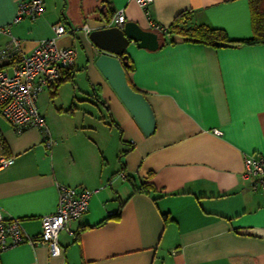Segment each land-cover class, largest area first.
<instances>
[{
    "label": "crops",
    "instance_id": "crops-1",
    "mask_svg": "<svg viewBox=\"0 0 264 264\" xmlns=\"http://www.w3.org/2000/svg\"><path fill=\"white\" fill-rule=\"evenodd\" d=\"M18 1L0 0V27L9 26L25 53L51 38L55 23L68 30L56 44L76 49L73 66L48 93L91 99L109 122L86 112L93 121L48 123L38 106L56 142L46 150L38 129L19 132L0 115L1 153L11 158L0 168L5 217L21 219L38 239L58 184L93 191L72 223L75 235L59 232L60 255L22 242L1 250L0 264H264V191L240 177L245 156L264 155V44L168 43L163 32L156 50L130 43L126 79L155 118L145 135L95 65L101 51L88 36L123 9L125 21L146 30L167 29L188 12L189 25L244 39L252 33L248 0H153L148 14L133 0H43L36 19L14 23ZM8 40L0 33V48ZM0 68L11 72L2 59ZM142 183L153 189L138 190Z\"/></svg>",
    "mask_w": 264,
    "mask_h": 264
},
{
    "label": "built area",
    "instance_id": "built-area-1",
    "mask_svg": "<svg viewBox=\"0 0 264 264\" xmlns=\"http://www.w3.org/2000/svg\"><path fill=\"white\" fill-rule=\"evenodd\" d=\"M146 14L153 0H133ZM44 10L43 0H19L13 22L23 18L36 19ZM125 22L123 9L116 10L108 26H122ZM53 36L41 39L30 53H25L21 40L12 36L9 26H1L0 33L7 34L9 40L0 48V59L7 63L11 72L0 68V115L17 131L35 128L41 133L42 144L50 150L56 143L47 128L45 118L38 108V96L56 85L64 71L70 69L76 58L74 47H61L56 40L68 32L62 23L52 25ZM156 32L167 35L166 29L154 25ZM89 32L90 28L84 25ZM168 36V35H167ZM216 135L220 134L214 129ZM11 158L1 153L0 168L6 166ZM244 170L240 177L250 180L251 190L264 191V155H247L243 159ZM123 176V175H122ZM58 199L53 212L42 215L41 233L34 239L25 233L22 220L16 217H5L0 209V251L22 242L31 244L44 243L52 256L62 253L58 244V234L65 231L69 236L75 235L71 226L88 210L92 190L82 186L57 185Z\"/></svg>",
    "mask_w": 264,
    "mask_h": 264
},
{
    "label": "water",
    "instance_id": "water-1",
    "mask_svg": "<svg viewBox=\"0 0 264 264\" xmlns=\"http://www.w3.org/2000/svg\"><path fill=\"white\" fill-rule=\"evenodd\" d=\"M89 39L101 51L95 65L133 116L145 135L155 128V118L149 103L142 93L133 90L126 79L124 67L128 64L125 50L130 43L138 48L156 50L161 45L158 32L143 29L138 23L125 21L120 26L93 29ZM218 46H228L218 43Z\"/></svg>",
    "mask_w": 264,
    "mask_h": 264
},
{
    "label": "trees",
    "instance_id": "trees-1",
    "mask_svg": "<svg viewBox=\"0 0 264 264\" xmlns=\"http://www.w3.org/2000/svg\"><path fill=\"white\" fill-rule=\"evenodd\" d=\"M248 3L251 14L252 33L250 37L244 39H230L223 29L211 28L201 24L189 25L186 23L189 18V13L182 12L177 15L173 22L167 27V42L174 43L176 39L181 38L184 41L199 42L212 46H218V43H225L228 46L234 47L264 44V0H248ZM128 68H131L129 64L124 67L125 71H127ZM61 80L62 78L59 81ZM137 189L147 192L153 189V186L151 184L142 183ZM113 217H116V213Z\"/></svg>",
    "mask_w": 264,
    "mask_h": 264
},
{
    "label": "rangeland",
    "instance_id": "rangeland-1",
    "mask_svg": "<svg viewBox=\"0 0 264 264\" xmlns=\"http://www.w3.org/2000/svg\"><path fill=\"white\" fill-rule=\"evenodd\" d=\"M50 93V94H49ZM48 93V90H45L44 92H41L38 96V106L42 110L44 116L46 117V121L49 123V119H57L60 121H64L67 123H72L75 125L80 124L81 122L87 123V121H93L90 120L91 118L87 116V113L92 114V116L98 120L102 118H106L108 120L107 114H105L104 109L101 105H94L95 102L91 99H89V102H79L77 101V98L71 97L72 95L64 94L61 92H58L56 95L51 96V91ZM93 102V103H92ZM75 107V108H74ZM52 110V119L51 116L48 119L46 116V109ZM64 110H61L63 109ZM70 108V111H67V109ZM88 108V109H87ZM97 109L101 111L102 115H98ZM93 118V119H94Z\"/></svg>",
    "mask_w": 264,
    "mask_h": 264
}]
</instances>
